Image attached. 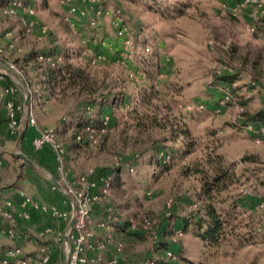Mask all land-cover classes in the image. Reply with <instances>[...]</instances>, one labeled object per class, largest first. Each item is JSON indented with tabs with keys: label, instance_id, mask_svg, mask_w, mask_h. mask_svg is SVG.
Listing matches in <instances>:
<instances>
[{
	"label": "rangeland",
	"instance_id": "1",
	"mask_svg": "<svg viewBox=\"0 0 264 264\" xmlns=\"http://www.w3.org/2000/svg\"><path fill=\"white\" fill-rule=\"evenodd\" d=\"M21 1L34 13L17 10L11 15L0 14V57L2 66L11 63L19 69L17 76L29 97L27 82L30 86L37 83V71L26 66L25 58L47 53L45 62L84 67L95 80L104 82L105 90L115 88L114 93L123 92L129 98L125 106L108 110L113 126L95 130L90 143L64 156L62 164L52 144L64 141L59 121L75 101L56 104L51 99L49 105L40 107L39 102L32 106L30 97L27 107L22 101L17 103L22 112L17 114L18 132L9 140V160L28 168L19 154L34 161L38 153H43L46 172H38L43 176L41 180L54 191L60 187L70 200L66 212L72 217L65 221L59 238L51 237L60 243L61 263L67 261L65 239L71 218L75 222L74 209L82 198L79 194L86 197L91 193L87 180L98 171L119 174V181L109 183L92 208L89 231L95 243L105 245L101 253L104 260L99 264H108L117 257L132 264L150 258L155 242L153 228L172 214V222L177 225L180 217L189 216L197 208L195 193L200 184L194 178L183 177L181 169L201 157L203 146L212 145L219 147L236 171L238 182L227 197L240 202L239 235L246 236L249 244L234 242L214 253L190 228L173 237L180 254L176 264H264V137L235 126L244 112L264 108V0ZM74 7L76 12H72ZM38 62L44 63L41 59ZM225 74L237 76L229 86L232 93L217 83V76ZM141 97L158 107L160 119L177 120L201 144L194 155L177 159L168 172L160 173L159 165L150 164L152 151L145 153L161 133L135 130L131 114L136 110L145 114L152 111ZM23 108L32 111L35 127L25 121ZM23 122L34 130V139L52 134L41 150L36 151L33 144L30 148L18 146ZM209 132L216 136L210 138ZM2 167L3 162L0 170ZM157 173L158 178L153 179ZM22 194L36 200L28 191L19 196ZM129 222L146 230L135 242L124 231ZM13 231L15 237L7 235L10 240L19 235L18 230ZM41 234L45 240L51 233L45 230ZM38 243L48 245L45 241ZM67 243L70 246L68 238ZM120 245L122 252H118ZM20 248L25 256L24 247ZM38 252L34 253L35 262ZM52 252H47L48 262ZM97 253L88 251L91 258ZM154 253L159 260L160 255ZM25 257L29 264L30 258Z\"/></svg>",
	"mask_w": 264,
	"mask_h": 264
},
{
	"label": "trees",
	"instance_id": "2",
	"mask_svg": "<svg viewBox=\"0 0 264 264\" xmlns=\"http://www.w3.org/2000/svg\"><path fill=\"white\" fill-rule=\"evenodd\" d=\"M16 1L18 0H0V12L12 6ZM24 5L30 6L26 2ZM262 21H264V17ZM47 56V53L39 56L31 54L25 58L26 66L37 71V83L33 86H30L29 82L27 84L31 92L32 106L38 105L35 104L38 102L40 107L49 105L51 99L56 104L70 100L75 101L73 108L59 121L60 127H62L60 133L64 138L62 144L66 157L70 152L80 151L82 147L89 144L90 136L95 133V130L101 131L113 126V120L111 121L109 118L108 110L125 106L129 98L123 92L114 93L115 88L105 90L104 82L100 83L95 80L84 67L71 63L45 62ZM40 59L44 63L38 62ZM217 77L219 86L221 85V88L232 93L229 86L236 82L237 76L225 74ZM31 87L34 88V91ZM140 99L145 101L143 97ZM238 104L242 106L246 105V102ZM144 105L152 111L147 110V114H145L136 110L131 114L135 118V130L139 133L154 130L161 133L150 143L151 146L145 150V153L152 151L150 164L159 165L160 173L168 172L177 159H186L194 155L201 144L192 137L188 128L182 126L177 120L174 123L168 118L160 119V110H157V106H150L152 104L149 99L145 101ZM106 117L108 118L107 123L105 122ZM3 122L7 123L8 119ZM248 125L264 127V108L255 112H244L235 123L237 129H245ZM208 136L214 138L216 134L209 132ZM177 143L179 146L176 147L179 148H175ZM201 152V157L189 161L181 169L183 177L194 178L200 184L195 193L197 208L189 216L180 217L177 220L176 224L181 225V228H177V225L172 222L174 214L170 215L171 218H167L154 227L153 231L156 233V238L154 239L152 255L140 264H176L180 254L176 245L177 241L173 237L175 238L178 233H187L190 228L204 246L214 253H218L224 246L232 245L234 242L241 246L249 244L246 236L241 237L239 235L241 221L238 220L237 208L240 202L233 198L230 200L227 197L231 188L238 182L234 166L226 162L223 154L219 152V147L205 145ZM247 159L249 158L245 160ZM117 171L119 172L120 169ZM152 178L157 179L158 173L154 174ZM91 181L96 182L98 187L107 182L113 185V181H119V174L98 171L92 175ZM107 217L108 219L111 218L110 216ZM124 231L134 242L142 238L143 232H146L141 226L133 229L130 222ZM154 252L160 255L159 260L154 258ZM168 252L175 255L176 259L169 258ZM24 260L28 261L25 256ZM160 260L161 263L158 262ZM119 264L125 263L120 261Z\"/></svg>",
	"mask_w": 264,
	"mask_h": 264
},
{
	"label": "crops",
	"instance_id": "3",
	"mask_svg": "<svg viewBox=\"0 0 264 264\" xmlns=\"http://www.w3.org/2000/svg\"><path fill=\"white\" fill-rule=\"evenodd\" d=\"M6 86H15L18 91L15 96L9 97V99H13L16 103L22 101L24 107L28 106L30 97L21 86L20 79L17 76L10 74L4 81L0 80V89ZM4 104V101H0V160L3 162V167L0 170V204L4 201L12 200L15 202L16 207L9 210L15 217L14 220H4L0 223V258H2L5 252H7L10 248L18 246L24 247L23 249L26 253L25 256L30 258L29 264H36V262L33 261L35 259L34 253L40 249L47 248L48 250L50 249V251L53 250L52 259L48 262V264H62L60 253L61 248H59L60 243L57 238L52 240L53 238L51 237L56 236L59 238L61 236L62 227L65 222L61 219L41 214L40 212L31 209L27 210L31 214V220L23 221L18 219V215L22 211L19 204V193H22L24 190L28 191L36 200L44 203V205H54L65 212L68 209V201L70 200L68 197H65L60 187H58L57 191H54V188L50 189L49 187H46L44 182L41 180L43 176H40L38 172H46V167L44 165L46 158H44L43 153H38L35 159H33L34 161L32 162H34L36 166L35 169L31 167L24 168V164L22 163L18 166L16 164L17 162L15 163V161L11 162L9 160L8 144L9 140L13 139L15 136L8 131L6 125L7 123L3 122L7 119V112ZM24 124L25 122H23L22 127H24ZM33 132L34 130L31 128L26 129L25 136L22 141L23 146L26 148H30V145L32 146V142L36 137L34 134L35 132ZM53 182L57 183L55 180H53ZM56 223H58V225ZM71 223L72 220L69 223L70 226ZM10 228H14L19 232V235H17L14 240H10L7 236V230ZM45 230L51 233L45 237L47 240L40 238L43 234H41V232ZM41 241L42 243L45 241L48 245H40L38 242ZM65 247L67 252L66 264H68L69 245L67 243V238L65 239Z\"/></svg>",
	"mask_w": 264,
	"mask_h": 264
},
{
	"label": "built area",
	"instance_id": "4",
	"mask_svg": "<svg viewBox=\"0 0 264 264\" xmlns=\"http://www.w3.org/2000/svg\"><path fill=\"white\" fill-rule=\"evenodd\" d=\"M17 10H24L28 14L33 15L32 8L25 6L24 3L21 0H18L13 3L12 6L7 7L3 9L0 14L5 15H11L15 14ZM72 12H76L75 7L72 9ZM26 23V22H24ZM120 35H123V32H120ZM1 53V50H0ZM3 61L0 57V80L4 81L10 74H13L15 76L19 75V69L16 67V65L7 63L9 67L2 66ZM18 77V76H17ZM17 93V87L15 86H6L2 89H0V101H5V107L8 111V122H7V129L8 131L13 135L18 132L19 129V123L17 114L22 112V106L18 105L13 99H9V97L15 96ZM228 100L230 98L227 97ZM24 110V108H23ZM25 111V110H24ZM26 112V111H25ZM25 121L29 124L30 127H35V119L33 117L32 111H27L25 114ZM108 121V118L106 119ZM246 130L253 131L257 133L259 136L264 137V127H256L254 125H248ZM52 134L43 135L40 134L36 139L33 141V148L36 151H39L42 149V147L49 142L48 137ZM52 144V143H51ZM55 155L57 156L58 161L60 164H62V159L64 160L65 151L63 148V144H57L53 145ZM2 164V160H0V165ZM109 187V182L103 184L102 186L98 187L96 182H93L91 180H87V190L89 195L86 197H83V195L79 194V197H82L81 200H79V203L76 205L74 209V218L75 223L72 228L68 230L67 238L70 242V251L68 256V264H99L103 262L102 257V251L105 249L104 244H98L93 241V233L89 231V224H90V218L92 216V208L93 205H95L99 199H101L102 196L106 193L107 188ZM100 189V191H99ZM95 190H98V193H95ZM19 204L22 208L21 216L24 220H29L31 217V214L27 211L28 209L36 210L38 212H41L45 215H50L54 218L61 219L63 221H68L70 216L67 212L61 211L60 209L56 207L48 208L44 205H41L39 202H37L34 199L29 198L28 196H25L22 194L20 196ZM16 207V204L12 200L4 201L0 204V221L2 220H8L12 221L14 220V216L9 211L10 209H14ZM72 220V218H71ZM148 225L154 224L151 222L146 221ZM131 227L133 229L137 228V225H134L131 222ZM49 232V231H47ZM8 236L13 238L14 231L13 228H10L8 230ZM151 235L154 236V239L156 238V233L154 231L151 232ZM182 235L181 233H178L177 236ZM123 246L120 245L118 248V252H122ZM48 249H40L39 252L36 254V258H38L39 264H46L49 260V255L47 256ZM89 252H98L96 258H91L88 255ZM167 256L169 258H172L173 260L176 259L175 255H173L171 252L167 253ZM36 262V263H38ZM125 264H129L127 261L123 260ZM28 261L24 260V256L22 255V250L20 247L16 246L13 249L9 250L2 258H0V264H27ZM120 259L113 258L108 262V264H119ZM153 264V263H152Z\"/></svg>",
	"mask_w": 264,
	"mask_h": 264
},
{
	"label": "water",
	"instance_id": "5",
	"mask_svg": "<svg viewBox=\"0 0 264 264\" xmlns=\"http://www.w3.org/2000/svg\"><path fill=\"white\" fill-rule=\"evenodd\" d=\"M26 129H27V123L24 124L23 130H22V132L20 134V137H19V140H18V146H21V144H22V141H23L24 136H25ZM19 156H20V158H22L24 163L27 164L29 167H31L33 169L36 168L35 164L31 160L27 159L24 155L19 154ZM74 223H75L74 220H72V223H71V226H70L71 228L74 226Z\"/></svg>",
	"mask_w": 264,
	"mask_h": 264
}]
</instances>
